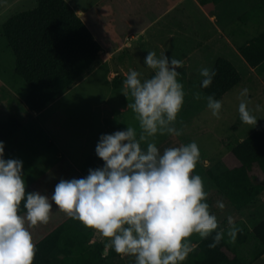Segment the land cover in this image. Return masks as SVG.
<instances>
[{
    "label": "rangeland",
    "instance_id": "rangeland-1",
    "mask_svg": "<svg viewBox=\"0 0 264 264\" xmlns=\"http://www.w3.org/2000/svg\"><path fill=\"white\" fill-rule=\"evenodd\" d=\"M78 1L87 3V0ZM121 3L126 5L123 1ZM36 4L37 0H0V142L4 145L5 160L22 161L26 193L39 192L50 198L61 179L85 178L90 169L104 166L95 153L101 135L123 131L129 124L137 127L139 132L133 114L126 109L127 103L131 101L124 96L122 83L129 69L140 72L142 80L151 77L152 71L144 65L149 51H155L157 56L165 53L169 59L174 57L184 61L183 67L177 69L181 74L177 78L178 82L183 84L185 92L184 103L176 123V127L181 128L183 122L182 135H157L155 142L158 149L162 152L167 147L194 141L200 151L198 163L204 171L211 169L218 172L238 166V161L231 154L232 147L264 124V71L251 73L239 60L231 56L240 81L216 99L222 103L219 119L212 116L204 99L194 100L195 92L207 96L199 87L202 80L199 70L202 67L213 68L215 61L220 57L230 58V49L223 40L212 39L206 48L197 50L199 39L206 33L195 22L192 5L187 8L188 15L180 17L181 24L179 23L174 31L157 24L162 27L147 30L145 38L148 40H131V48L124 51L123 55L115 56L113 64H101L96 67L98 61L113 59L105 55L100 48L96 64L90 71L84 73L66 92L45 108L33 111L25 102L29 91L26 82L23 79L15 81L13 78L15 56L4 38L3 25L13 14L29 10ZM121 17L123 20L124 17ZM94 31L96 32V29ZM153 31L155 33H152ZM102 32L104 34L105 31ZM119 37L121 32L114 33V40ZM243 88L249 90V109L258 119L254 127L243 124L239 119V93ZM257 105L259 111L256 110ZM142 147L146 148V145ZM199 176L204 181L205 191L209 193L206 202L210 211L216 215L219 228L225 230L228 249L232 254L239 253L238 255L247 261L254 241L250 239L245 244H238L236 238L234 243H229L227 218L231 216L235 224L242 220L244 227L254 229L264 220V191L260 194L263 196L259 198L262 201H259V204L256 199L248 206L237 209L224 202L226 207L221 211L215 207L216 201L219 200L216 186L205 173ZM260 182L264 186V178ZM258 205L260 207H257ZM20 211L23 215V202ZM62 225L72 228L77 237L89 238L91 244L99 242L104 246L105 241L97 233L79 221L68 218L57 210L54 204L46 224L30 227L33 242L36 244ZM191 241L199 242L200 238L193 235ZM103 256L106 261L117 258L114 260L116 264H134V257L119 255L105 247ZM188 258L189 256L186 257ZM253 262L250 261L249 264H264V256L261 260Z\"/></svg>",
    "mask_w": 264,
    "mask_h": 264
},
{
    "label": "clouds",
    "instance_id": "clouds-1",
    "mask_svg": "<svg viewBox=\"0 0 264 264\" xmlns=\"http://www.w3.org/2000/svg\"><path fill=\"white\" fill-rule=\"evenodd\" d=\"M144 65L150 78L129 69L122 83L124 96L137 127L101 135L95 153L104 166L90 169L85 178L61 179L49 198L39 192L26 193L22 161L7 159L0 142V264H33L36 246L30 227L46 224L56 209L79 221L105 241V249L134 257V264H182L194 244L193 235L205 240L213 233L209 248L225 236L219 221L206 202L209 193L204 181L193 172L200 160L196 142L158 149L155 137L182 135L176 127L184 103L183 84L177 72L183 60L162 53L147 52ZM200 87L208 88L216 75L202 67ZM249 90L239 93L240 121L254 127L257 118L249 109ZM204 99L213 117L219 119L222 103L213 96L193 93ZM259 111V105L256 106ZM142 145H146L142 147ZM23 202L24 214H21ZM215 207L223 211L222 200ZM228 242L234 243L241 231L231 216L227 218ZM219 229V230H218Z\"/></svg>",
    "mask_w": 264,
    "mask_h": 264
},
{
    "label": "trees",
    "instance_id": "trees-1",
    "mask_svg": "<svg viewBox=\"0 0 264 264\" xmlns=\"http://www.w3.org/2000/svg\"><path fill=\"white\" fill-rule=\"evenodd\" d=\"M3 34L15 56L14 73L28 86L25 102L33 111L45 108L90 71L100 51L99 43L65 0H37L35 7L10 16L4 22ZM263 49L264 35H260L241 53L256 66L264 60ZM212 69L216 75L211 85L199 87L207 96L218 99L240 81V75L229 60L221 57ZM231 154L238 166L215 172L204 171L197 163L193 175L205 173L216 186L219 200L240 209L264 190L260 182L264 178V124L232 147ZM242 223L235 224L241 229L237 242L245 244L252 239L250 254L255 259L264 252V220L252 230ZM74 232L62 225L37 242L33 264H112L105 260L101 243L91 244L89 238H79ZM214 235L200 241L189 253L188 264H246L235 254H228L225 236L215 248H209Z\"/></svg>",
    "mask_w": 264,
    "mask_h": 264
},
{
    "label": "crops",
    "instance_id": "crops-1",
    "mask_svg": "<svg viewBox=\"0 0 264 264\" xmlns=\"http://www.w3.org/2000/svg\"><path fill=\"white\" fill-rule=\"evenodd\" d=\"M65 1L92 33L101 51L113 58L112 61L111 59L98 61L96 67L101 64H113L115 56L123 55L124 51L131 48V40H148L145 38L146 32L153 27L161 28L164 25L165 29L174 31L181 22L180 17L188 15L187 8L192 5L195 22L206 33L199 39L197 50L206 48L212 39L223 40L230 49V58L225 59L233 64V58H236L254 74L258 70L264 71V60L256 66H251L241 53V49L247 47L254 38L264 35V0H87V3L78 0ZM122 1L126 3L125 6ZM121 15L124 17L123 20ZM102 31H105L104 34ZM117 32H121V37L114 40V33ZM13 74L15 81L22 80L14 70ZM262 196L257 198L258 204ZM199 242H192L195 245L192 251ZM228 254L232 255L229 249ZM238 254L235 253L246 264L250 261L257 262L264 256L263 252L254 259L250 254L246 261ZM114 260L117 258L113 257L110 262L116 264ZM186 260L188 264L189 258L182 264H185Z\"/></svg>",
    "mask_w": 264,
    "mask_h": 264
}]
</instances>
